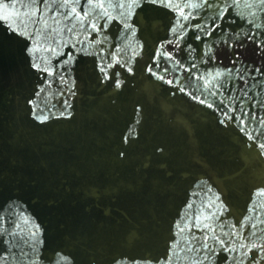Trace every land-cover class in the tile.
Segmentation results:
<instances>
[{
    "label": "water",
    "instance_id": "water-1",
    "mask_svg": "<svg viewBox=\"0 0 264 264\" xmlns=\"http://www.w3.org/2000/svg\"><path fill=\"white\" fill-rule=\"evenodd\" d=\"M0 264H264V0H0Z\"/></svg>",
    "mask_w": 264,
    "mask_h": 264
}]
</instances>
